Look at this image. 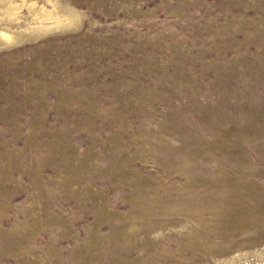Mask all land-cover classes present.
Returning a JSON list of instances; mask_svg holds the SVG:
<instances>
[{
	"label": "rangeland",
	"instance_id": "1",
	"mask_svg": "<svg viewBox=\"0 0 264 264\" xmlns=\"http://www.w3.org/2000/svg\"><path fill=\"white\" fill-rule=\"evenodd\" d=\"M0 264H264V0H0Z\"/></svg>",
	"mask_w": 264,
	"mask_h": 264
}]
</instances>
